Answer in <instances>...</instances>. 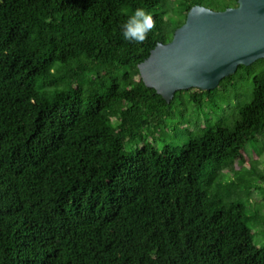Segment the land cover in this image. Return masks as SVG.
<instances>
[{"label": "trees", "instance_id": "trees-1", "mask_svg": "<svg viewBox=\"0 0 264 264\" xmlns=\"http://www.w3.org/2000/svg\"><path fill=\"white\" fill-rule=\"evenodd\" d=\"M162 1L0 0V264H264L245 204L217 184L264 141V58L220 83L246 70L251 101L182 147L126 151L178 98L201 107L213 95L192 88L168 102L139 64L193 6H238L187 0L170 29ZM138 7L156 25L142 44L121 32Z\"/></svg>", "mask_w": 264, "mask_h": 264}, {"label": "water", "instance_id": "water-1", "mask_svg": "<svg viewBox=\"0 0 264 264\" xmlns=\"http://www.w3.org/2000/svg\"><path fill=\"white\" fill-rule=\"evenodd\" d=\"M215 10L195 5L168 43L159 42L139 64L146 86L171 102L177 91L212 90L264 58V0H237Z\"/></svg>", "mask_w": 264, "mask_h": 264}, {"label": "rangeland", "instance_id": "rangeland-1", "mask_svg": "<svg viewBox=\"0 0 264 264\" xmlns=\"http://www.w3.org/2000/svg\"><path fill=\"white\" fill-rule=\"evenodd\" d=\"M187 0H163L159 10H165L168 28L173 29L172 21L186 17ZM198 2L199 0H193ZM206 2V0H204ZM243 70L231 86L219 84L213 90L212 99H205V105L196 107L189 102L183 104L178 98L174 114L166 119L158 129L153 125L143 130V138L126 144V151L136 152L145 142L162 149L166 144L182 147L191 133L216 124L221 117L231 114L239 105L252 100L254 78ZM115 122V121H114ZM259 143V144H258ZM245 160L226 168L217 179L223 195L228 201H241L246 207V222L252 228L254 241L264 245V141L249 144L244 152Z\"/></svg>", "mask_w": 264, "mask_h": 264}, {"label": "clouds", "instance_id": "clouds-1", "mask_svg": "<svg viewBox=\"0 0 264 264\" xmlns=\"http://www.w3.org/2000/svg\"><path fill=\"white\" fill-rule=\"evenodd\" d=\"M156 27L153 16L144 8H136L128 15L121 25L122 36L125 41L142 44Z\"/></svg>", "mask_w": 264, "mask_h": 264}]
</instances>
